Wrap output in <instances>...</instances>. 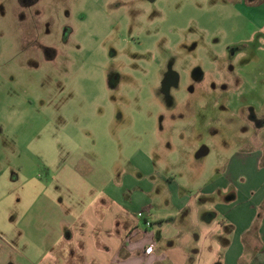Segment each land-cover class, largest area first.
I'll return each instance as SVG.
<instances>
[{"label": "rangeland", "instance_id": "374dc122", "mask_svg": "<svg viewBox=\"0 0 264 264\" xmlns=\"http://www.w3.org/2000/svg\"><path fill=\"white\" fill-rule=\"evenodd\" d=\"M123 1L0 0V264L41 262L139 146L188 194L264 146L237 1Z\"/></svg>", "mask_w": 264, "mask_h": 264}, {"label": "crops", "instance_id": "0c3cea01", "mask_svg": "<svg viewBox=\"0 0 264 264\" xmlns=\"http://www.w3.org/2000/svg\"><path fill=\"white\" fill-rule=\"evenodd\" d=\"M236 1L264 53V0ZM259 91L264 100V81ZM154 159L139 146L126 169L90 188L91 201L77 203L61 241L37 264H264V146L231 158L195 194Z\"/></svg>", "mask_w": 264, "mask_h": 264}, {"label": "flooded vegetation", "instance_id": "af4514ba", "mask_svg": "<svg viewBox=\"0 0 264 264\" xmlns=\"http://www.w3.org/2000/svg\"><path fill=\"white\" fill-rule=\"evenodd\" d=\"M36 1L37 0H18V2H19V4L21 5V6H26V7H30L31 5H33L34 3H36ZM122 1V3H129V1L128 2H124L123 0H121ZM146 0H139V2H145ZM148 2V4H152V2L154 1V0H147ZM134 4V2H132L129 6H132ZM133 10V9H132ZM55 56V53H54V51H52V52H50V54H49V58L51 59H54L53 57ZM166 72L167 71H165L164 69H163V72H162V75H161V77H160V79H158V83H160V84H162L163 86H167L168 84H170V81H171V74L169 75V74H166ZM116 78H118V76L116 77ZM111 85V84H110ZM256 86V88L258 87L257 85H255ZM112 88V87H111ZM262 106V103H260V102H257V107H256V109H257V111L259 110V108ZM262 108V107H261ZM261 113H262V111H260ZM261 115V114H260ZM262 124L264 125V122H262ZM257 125H259L258 123H255V126H257ZM260 126V125H259ZM258 126V127H259ZM202 147H204V146H202Z\"/></svg>", "mask_w": 264, "mask_h": 264}, {"label": "built area", "instance_id": "2783aa9c", "mask_svg": "<svg viewBox=\"0 0 264 264\" xmlns=\"http://www.w3.org/2000/svg\"><path fill=\"white\" fill-rule=\"evenodd\" d=\"M137 217H138V218H142V217H144L143 212L139 211V212L137 213ZM145 225H146V226H150V222L147 221V220H145ZM152 249H153L152 246H148V247L144 250V253H145L146 255H148V254H150V253L152 252Z\"/></svg>", "mask_w": 264, "mask_h": 264}, {"label": "water", "instance_id": "95a60500", "mask_svg": "<svg viewBox=\"0 0 264 264\" xmlns=\"http://www.w3.org/2000/svg\"><path fill=\"white\" fill-rule=\"evenodd\" d=\"M208 151H207V149L205 148V147H201L200 149H199V152H198V155H204L205 153H207Z\"/></svg>", "mask_w": 264, "mask_h": 264}]
</instances>
